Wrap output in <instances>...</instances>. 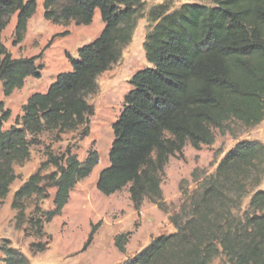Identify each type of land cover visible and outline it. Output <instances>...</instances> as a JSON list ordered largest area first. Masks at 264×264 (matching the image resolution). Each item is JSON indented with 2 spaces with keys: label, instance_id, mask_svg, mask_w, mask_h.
I'll list each match as a JSON object with an SVG mask.
<instances>
[{
  "label": "trees",
  "instance_id": "16d2710c",
  "mask_svg": "<svg viewBox=\"0 0 264 264\" xmlns=\"http://www.w3.org/2000/svg\"><path fill=\"white\" fill-rule=\"evenodd\" d=\"M145 2L44 0L47 21L90 25L99 10L104 28L79 48L78 57L69 56L71 70L60 72L45 92L28 98L24 114L6 130L3 124L11 110L0 102V205L17 178L15 165L30 159L31 146L41 133L85 127L84 135L89 134L95 108L88 98L98 92L99 77L121 60ZM37 7L38 0H0V82L7 97L22 89L29 77H42L44 65L37 61L43 53L15 58L3 41L4 30L16 15L14 42L20 44ZM148 19L153 25L144 50L150 66L130 80L132 88L112 125L110 164L97 180V189L106 196L129 187L137 210L146 198L164 208L165 167L188 142L201 149L213 144L215 130L226 131L229 121L255 127L264 120V0H196L173 10L163 3L151 8ZM98 163L95 149L85 161L71 153L62 158L50 155L14 194L17 223L21 225L25 217V199L46 198L47 187H54V207L36 208L29 220L34 234L43 236L45 223L62 214L75 185ZM50 164L57 171L43 175ZM263 183L264 143H238L170 217L176 230L156 237L123 264H212L221 255L229 264H264ZM249 195V207L240 215ZM98 226L92 227L84 251ZM130 237L131 232L116 236L121 252ZM46 248L47 243L31 244L34 252ZM0 264H29V258L5 239Z\"/></svg>",
  "mask_w": 264,
  "mask_h": 264
},
{
  "label": "rangeland",
  "instance_id": "374dc122",
  "mask_svg": "<svg viewBox=\"0 0 264 264\" xmlns=\"http://www.w3.org/2000/svg\"><path fill=\"white\" fill-rule=\"evenodd\" d=\"M145 9L138 18L132 41L125 47L121 60L99 79V90L88 101L95 108L90 117L89 134L84 135L85 127L60 133L56 130L44 131L31 146V157L23 165H15L16 180L10 187L8 196L0 205V244L8 239L11 245L29 258V264H123L133 258L153 239L168 235L176 229L171 216L180 212L186 202L202 182L215 173L223 156L238 143L259 141L254 127L229 121L228 129L215 130V141L195 149L190 142L183 153L172 156L165 167L162 192L164 208L146 198L139 210L131 199L129 187L106 196L97 189V180L102 169L110 164L109 150L114 134L112 125L119 117L125 94L132 88L130 80L139 70L150 66L144 50L145 37L152 27L148 19L153 6L167 4L171 10L184 3L196 0H145ZM44 0H38L35 15L29 20L24 40L15 41L16 15L3 32V41L15 58L37 56L43 53L37 63H42V77H30L22 89L7 97L0 82V102L5 109L11 110V117L4 122L3 129L15 124L16 118L22 116L23 106L35 92H45L60 72L71 70L69 56L78 57V50L83 45L96 39L104 28L100 11L96 10L90 25H59L44 18ZM62 34V35H60ZM64 34V35H63ZM51 42V45H47ZM1 114V113H0ZM29 138H31L29 136ZM95 149L99 154V163L92 173L80 180L73 188L68 204L60 216L44 225V235L36 236L29 220L41 211L54 207L56 188L47 187L46 198L33 195L24 200L25 217L19 225L12 203L15 192L34 174L50 155L62 158L68 153L75 154L80 161H85L89 151ZM57 169L48 165L42 171L49 175ZM264 189V183L260 186ZM250 196L243 199L239 214L249 207ZM39 211V212H41ZM98 229L91 245L86 251L84 244L94 225ZM131 232L126 244V251L121 252L115 245L119 234ZM47 243L43 252H34L32 243ZM212 264H229L225 255L216 258Z\"/></svg>",
  "mask_w": 264,
  "mask_h": 264
},
{
  "label": "crops",
  "instance_id": "0c3cea01",
  "mask_svg": "<svg viewBox=\"0 0 264 264\" xmlns=\"http://www.w3.org/2000/svg\"><path fill=\"white\" fill-rule=\"evenodd\" d=\"M30 78V77H29ZM27 81V80H26ZM256 133H258V140L264 143V120L254 127Z\"/></svg>",
  "mask_w": 264,
  "mask_h": 264
}]
</instances>
